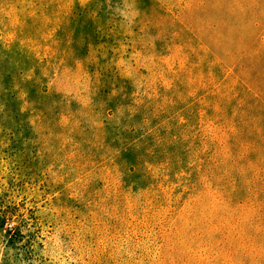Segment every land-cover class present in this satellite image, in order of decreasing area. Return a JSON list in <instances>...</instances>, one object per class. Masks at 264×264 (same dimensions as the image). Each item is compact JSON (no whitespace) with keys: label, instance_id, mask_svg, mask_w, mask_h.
<instances>
[{"label":"rangeland","instance_id":"rangeland-1","mask_svg":"<svg viewBox=\"0 0 264 264\" xmlns=\"http://www.w3.org/2000/svg\"><path fill=\"white\" fill-rule=\"evenodd\" d=\"M0 264H264V0H0Z\"/></svg>","mask_w":264,"mask_h":264}]
</instances>
